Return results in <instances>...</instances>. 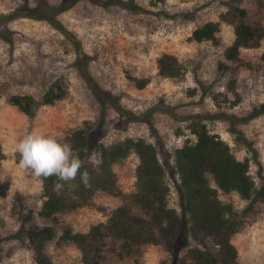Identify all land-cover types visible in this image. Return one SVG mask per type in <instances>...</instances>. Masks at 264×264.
<instances>
[{"label": "rangeland", "instance_id": "374dc122", "mask_svg": "<svg viewBox=\"0 0 264 264\" xmlns=\"http://www.w3.org/2000/svg\"><path fill=\"white\" fill-rule=\"evenodd\" d=\"M61 0H48L57 7ZM131 2L133 11L115 6L108 8L80 0L58 15L59 21L81 42L92 59L89 71L104 90L119 98L121 105L136 115L155 106L160 100L171 106L175 115L154 111L151 122L159 144L158 157L164 165L169 187L168 206L180 213L175 189L173 148L177 138L195 137L188 131V116H208L204 123L211 134L226 142L240 161L249 159V174L255 186H264V115L245 124H238L246 139L253 144L255 155L235 141L224 115L246 116L264 101V39L259 45L241 49L239 59L249 69L233 72L235 64L224 59V51L232 43L234 25L221 23L215 43L190 41L191 32L209 21H218L229 4L238 5L247 13L246 23L264 26L261 0H122ZM37 0H27L32 9ZM25 4L24 0H0V264H34L32 238L44 228H52L54 237L45 251L55 264H81L79 251L71 244L57 243L63 226L74 232H86L104 223L112 210L127 205L134 214L139 211L128 196L135 190L137 157L130 154L116 164L121 196L97 192L89 205L60 215L57 223L38 216L42 204L41 181L30 172L18 168L16 142L24 135L37 132L62 137L80 128L85 122L98 124L99 107L84 81L74 68L71 44L48 23L12 16ZM8 16V17H7ZM10 41V42H9ZM172 54L184 66L179 80L157 75L156 60ZM127 76L148 78V85L138 90ZM66 88L63 99L53 105L39 106L34 117L28 118L9 104L12 95L39 98L55 80ZM235 79V80H234ZM240 97L235 107L222 102L230 83ZM223 115V116H222ZM126 139H144L156 144L148 125L142 121L119 116L108 105L100 141L105 145ZM255 158V159H254ZM89 159L98 156L90 152ZM212 186V178L208 176ZM224 203L233 205L239 228L232 237L241 264H264V202L254 197L242 200L236 193H218ZM111 246V244H108ZM104 264H169V256L160 246L134 248L131 254L119 256L108 249Z\"/></svg>", "mask_w": 264, "mask_h": 264}, {"label": "trees", "instance_id": "16d2710c", "mask_svg": "<svg viewBox=\"0 0 264 264\" xmlns=\"http://www.w3.org/2000/svg\"><path fill=\"white\" fill-rule=\"evenodd\" d=\"M78 1L80 0H61L57 7H52L48 0H37L31 9L27 0H24L25 4L11 16L44 21L64 36L72 46L74 68L99 107L98 124L92 126L85 122L82 127L72 129L59 138L70 143L74 153H78L84 161L81 171L87 170L90 173L91 187L85 188L78 175L74 181L66 183L63 191L57 195L53 191L57 178H40L43 201L38 216L57 223L60 215L89 205L97 192L121 196L113 167L134 154L138 161L135 168V190L128 199L139 213L134 214L129 206L121 205L111 211L104 223L93 225L86 232H74L71 227L63 226L57 243L73 245L80 253L81 264H104L108 249L116 255L127 256L134 248L145 245L160 246L169 256V264H241L238 261V251L231 242L239 228L236 211L232 204L222 202L218 193H236L248 202L258 197L264 202V186H255L249 174V159L238 160L226 142L208 131L204 123L208 116H188V131L195 140L191 142L186 137L182 147L173 152L174 169L178 178L175 189L181 210L178 213L176 209L170 208L166 171L158 157L159 140L151 118L154 111L174 116V110L160 100L151 109L136 115L126 110L118 97L100 87L89 71L92 58L84 52L77 37L58 19L60 13L70 9ZM87 1L103 8L115 6L133 11L134 7L131 2L122 0ZM260 5L264 7V0L260 1ZM246 16L244 9L229 4L227 10L220 13L218 21H209L196 27L189 39L195 43L213 44L217 40L221 23L234 25V38L224 51V59L235 64L233 72L237 74L241 69H249L248 64L240 62V50L256 47L264 39V26L247 24ZM156 68L157 75L164 79L179 80L185 73L184 66L177 57L168 53L157 58ZM127 79L138 90L149 83L148 78L127 76ZM234 84L232 82L227 87L234 99L231 101L226 94H218L214 96L216 105L219 106V96L228 106L235 107L239 103L240 97L235 92ZM65 95L64 82L58 79L38 99L31 95H12L8 102L28 118H32L39 106L53 105ZM108 105L119 116L146 123L157 143L152 144L144 139H126L111 145L102 143L100 139ZM261 115H264V101L244 117L222 115L228 122L229 132L235 141L254 155L252 142L246 139L237 126ZM91 151L98 156L95 163L89 159ZM2 158L0 146V160ZM208 176L212 178L214 186L210 184ZM54 236L52 228H44L32 238L34 264H55L45 251L47 242Z\"/></svg>", "mask_w": 264, "mask_h": 264}, {"label": "clouds", "instance_id": "9594fccd", "mask_svg": "<svg viewBox=\"0 0 264 264\" xmlns=\"http://www.w3.org/2000/svg\"><path fill=\"white\" fill-rule=\"evenodd\" d=\"M19 153L18 168L21 173L30 172L37 178L47 179L55 176L57 181L53 191L59 195L66 183L74 181L79 175L85 188L91 187V175L84 168V161L72 146L55 135L29 133L19 139L15 146Z\"/></svg>", "mask_w": 264, "mask_h": 264}, {"label": "built area", "instance_id": "2783aa9c", "mask_svg": "<svg viewBox=\"0 0 264 264\" xmlns=\"http://www.w3.org/2000/svg\"><path fill=\"white\" fill-rule=\"evenodd\" d=\"M185 139H186V136H184V140ZM184 140H183V137L182 136H180L179 138H177V140H176L177 146L175 148H173V152H174L175 149H179V148L182 147Z\"/></svg>", "mask_w": 264, "mask_h": 264}]
</instances>
